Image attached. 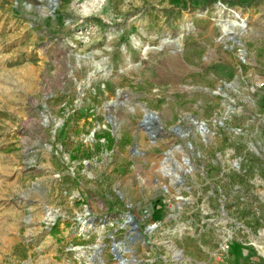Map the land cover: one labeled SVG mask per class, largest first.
I'll list each match as a JSON object with an SVG mask.
<instances>
[{
    "label": "rangeland",
    "instance_id": "374dc122",
    "mask_svg": "<svg viewBox=\"0 0 264 264\" xmlns=\"http://www.w3.org/2000/svg\"><path fill=\"white\" fill-rule=\"evenodd\" d=\"M128 260L264 264V0H0V264Z\"/></svg>",
    "mask_w": 264,
    "mask_h": 264
},
{
    "label": "water",
    "instance_id": "95a60500",
    "mask_svg": "<svg viewBox=\"0 0 264 264\" xmlns=\"http://www.w3.org/2000/svg\"><path fill=\"white\" fill-rule=\"evenodd\" d=\"M151 119H156L155 113L151 112L148 115L145 116V120L143 121V125H145L148 129H153L150 127V120ZM197 124V122H196ZM201 126H206L204 122L201 123ZM179 178V177H178ZM128 222L133 224L134 228L138 227L137 221L133 218V215L131 213L128 214ZM152 227H147L146 230L151 229ZM116 255L119 259L121 258L120 253L116 250Z\"/></svg>",
    "mask_w": 264,
    "mask_h": 264
},
{
    "label": "bare ground",
    "instance_id": "6f19581e",
    "mask_svg": "<svg viewBox=\"0 0 264 264\" xmlns=\"http://www.w3.org/2000/svg\"><path fill=\"white\" fill-rule=\"evenodd\" d=\"M224 29H225V31H228L230 29V26L227 25V26L224 27ZM202 128L204 129V128H206V126H202ZM93 263H94V261L93 262L91 261V264H93ZM122 263L123 264H135L133 261H130V260L122 261Z\"/></svg>",
    "mask_w": 264,
    "mask_h": 264
},
{
    "label": "trees",
    "instance_id": "16d2710c",
    "mask_svg": "<svg viewBox=\"0 0 264 264\" xmlns=\"http://www.w3.org/2000/svg\"><path fill=\"white\" fill-rule=\"evenodd\" d=\"M198 3H201L203 5L210 4L214 0H196Z\"/></svg>",
    "mask_w": 264,
    "mask_h": 264
}]
</instances>
